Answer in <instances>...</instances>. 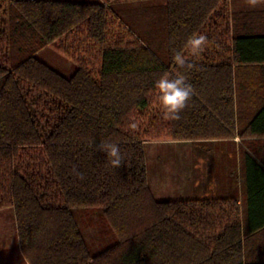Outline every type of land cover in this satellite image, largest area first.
I'll return each instance as SVG.
<instances>
[{
	"label": "trees",
	"instance_id": "16d2710c",
	"mask_svg": "<svg viewBox=\"0 0 264 264\" xmlns=\"http://www.w3.org/2000/svg\"><path fill=\"white\" fill-rule=\"evenodd\" d=\"M141 2L0 0V210L13 209L27 264H264L249 252L264 221L245 223L230 195L155 198L144 149L264 133V9ZM200 34L208 43L192 56L186 42ZM46 47L75 64L70 76L38 57ZM175 51L194 67L179 69ZM163 73H183L195 89L179 121L165 120L155 99ZM101 141L119 145L123 166L95 150ZM244 161L264 175L248 152ZM246 185L251 214L264 189ZM96 207L117 242L92 255L73 209Z\"/></svg>",
	"mask_w": 264,
	"mask_h": 264
},
{
	"label": "rangeland",
	"instance_id": "374dc122",
	"mask_svg": "<svg viewBox=\"0 0 264 264\" xmlns=\"http://www.w3.org/2000/svg\"><path fill=\"white\" fill-rule=\"evenodd\" d=\"M133 1L134 4L131 3L132 5H142V0ZM231 8L233 11H237L252 9L253 7L249 6L246 0H233ZM254 8L264 9V4ZM38 57L65 76H70L75 70L73 62L51 47L41 50ZM137 126L143 130L142 122L138 123ZM144 149L148 184L155 198L166 200L170 197L167 194H178L184 190L188 194L179 196L183 199L223 196L220 190L215 188V174L212 172L215 167L211 164L215 161L213 150L209 152L199 148L193 150V146L189 143L171 140L146 141ZM194 165L201 168L199 169L200 174H198L201 181L199 185L189 180L193 175L190 173L191 167ZM73 214L92 255L100 253L117 242L101 208L73 209ZM0 264H27L18 246L15 216L12 208L0 210Z\"/></svg>",
	"mask_w": 264,
	"mask_h": 264
},
{
	"label": "crops",
	"instance_id": "0c3cea01",
	"mask_svg": "<svg viewBox=\"0 0 264 264\" xmlns=\"http://www.w3.org/2000/svg\"><path fill=\"white\" fill-rule=\"evenodd\" d=\"M232 1L233 0H230L231 10ZM248 10L261 9H256L253 7L252 9ZM258 24L259 23L254 21L253 23L249 24V26H253V28H256ZM183 142L189 143L191 146H193V150H195L196 148H199L200 150H203L205 152L213 150V152L215 153V161L211 164L215 167L212 171L215 174V188L217 190H220L221 195H230L238 197L240 201L242 200V216L245 223L249 221H264V197L260 198L257 201V205H253L257 209L251 214H248L246 212L247 205L244 201V190L247 188V183L249 184V187L253 189V191L257 190L258 192L259 189H264V175H259V171L253 173V170H246V164L244 161V153L248 152L258 161H260L262 165H264V133L238 134L237 132H235L233 137L224 140ZM199 169L201 168L196 167L195 165L194 167L192 166L190 174L193 173V175L191 176V179H189L192 183L198 185L201 182L198 175L200 174ZM247 175H249V180L245 181ZM187 194L188 193H185L184 190L182 193H169L167 195L170 196L168 199L177 200L183 199L179 196ZM249 252L253 254H258L261 252L264 253V228H261L260 230L255 232L252 235V238L249 239Z\"/></svg>",
	"mask_w": 264,
	"mask_h": 264
},
{
	"label": "clouds",
	"instance_id": "9594fccd",
	"mask_svg": "<svg viewBox=\"0 0 264 264\" xmlns=\"http://www.w3.org/2000/svg\"><path fill=\"white\" fill-rule=\"evenodd\" d=\"M246 3L251 7H256L264 4V0H246ZM208 43V38L204 34L190 38L186 42V48L190 51L192 56H199L205 50ZM173 61L179 69L191 70L194 64L190 63L185 55L180 51H175L173 54ZM155 99L160 107L163 118L165 120L179 121L181 113L190 107L195 89L191 83L188 82L187 76L182 74L172 76L168 73H163L155 81ZM130 127L135 128L136 125L132 124ZM95 150L106 154L109 163L113 168H120L123 166V156L121 149L117 143L108 141H101L94 145ZM73 172L79 179H84V175L76 171L75 167Z\"/></svg>",
	"mask_w": 264,
	"mask_h": 264
}]
</instances>
